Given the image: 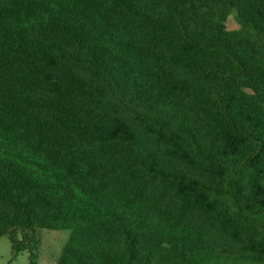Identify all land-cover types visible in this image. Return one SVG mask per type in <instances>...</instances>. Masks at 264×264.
I'll use <instances>...</instances> for the list:
<instances>
[{
  "label": "trees",
  "instance_id": "trees-1",
  "mask_svg": "<svg viewBox=\"0 0 264 264\" xmlns=\"http://www.w3.org/2000/svg\"><path fill=\"white\" fill-rule=\"evenodd\" d=\"M44 230L56 264H264V0H0V239L38 264Z\"/></svg>",
  "mask_w": 264,
  "mask_h": 264
},
{
  "label": "rangeland",
  "instance_id": "rangeland-1",
  "mask_svg": "<svg viewBox=\"0 0 264 264\" xmlns=\"http://www.w3.org/2000/svg\"><path fill=\"white\" fill-rule=\"evenodd\" d=\"M229 29L240 27L235 13H231L226 21ZM69 238L67 231L44 230L38 264H56L63 246ZM0 264H30L29 253L24 252L17 258L12 257L11 245L7 238L0 239Z\"/></svg>",
  "mask_w": 264,
  "mask_h": 264
}]
</instances>
